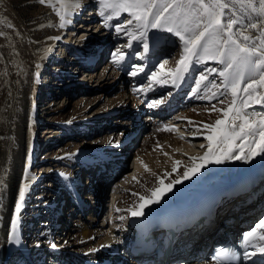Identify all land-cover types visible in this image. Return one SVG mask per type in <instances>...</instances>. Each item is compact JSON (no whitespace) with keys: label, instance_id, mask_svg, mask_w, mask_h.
Masks as SVG:
<instances>
[{"label":"bare ground","instance_id":"obj_1","mask_svg":"<svg viewBox=\"0 0 264 264\" xmlns=\"http://www.w3.org/2000/svg\"><path fill=\"white\" fill-rule=\"evenodd\" d=\"M215 2L216 0H210L209 4ZM219 2L229 5V7L222 10L223 15L221 19L225 17V23L229 19L226 15L227 11H231L232 17L233 14H235L234 18L241 22L233 26L232 33L239 35L241 30L244 29V35L254 38V40H248L246 43L251 46L253 42H255L256 45L259 46L260 39H264V14H261L259 11V0H251V3L256 7V11H253L252 8L247 6V0H244V3H237L234 2V0H219ZM86 4H80L79 8H72L70 10V12L74 10L76 13L73 12L74 14H72L73 22L68 23L69 29L75 27L73 23L77 21H75V19L78 15L85 12L88 7H91L89 2ZM88 4L90 6H88ZM111 14L118 15L112 10H105L103 16L106 17ZM109 21H113V18L111 17V19H108L107 23ZM250 23H256L258 27L255 29L250 28L248 26ZM69 32L71 33L65 40L66 44L70 41L72 42L74 38V36H72L74 31ZM233 38L236 37L234 36ZM65 43L62 44L66 45ZM46 44L51 48L56 45L57 42L55 39H48ZM101 46V44H97L95 47H99L100 49ZM31 48L33 50L34 46L32 45ZM94 51V54H92L91 51L87 53L89 56H84L83 61L86 63V67L90 65L93 56L97 54V50ZM181 54L180 60L187 57L185 64L181 65L179 60L176 69L164 71L165 76H168L164 83H172L174 91L176 92L174 93L176 96L174 97L175 100L172 102L173 105L171 106L170 104L169 106V102H167L163 108L154 105L150 107L152 113H156L158 116L164 117L169 113L170 115L171 113H175L173 119H175L176 122H165L162 126L156 125L155 122H153L154 127L152 133L144 138L140 148H138L135 154V171L125 175L112 186L111 207L109 206L110 210H108L106 215L108 218L102 221V233L100 235H95V231L92 229V225L97 216L96 211L93 210V214L88 222H79L75 225L77 227L76 229L69 228L70 231L67 233H64V231L61 234L57 222L55 224L53 221L50 227L42 229L41 234H38L39 238L32 249L28 247L26 242V234L29 232L23 231V226L27 225L25 218L26 214H28L27 204H29L32 198L31 188L35 186L34 193L43 189L41 187L43 181H40V177L44 172L41 171L40 175L37 177L35 173L31 171L32 167L36 164V168H38V166H41L39 163L42 165L45 163L44 160L38 161L37 154L39 152L36 151L42 148L41 143L36 138L37 129L41 125L42 117H39L37 111L33 108L34 98L32 99L28 90H22V92L18 84L11 86L13 108L8 121L9 124L3 136L0 138V181H3V183L0 184V264H11L10 261L15 251H21L20 254L25 256L24 264H31V257H29L31 252H39L38 254L41 257L45 254V251L40 250L39 247L41 244L38 242L45 240L46 244L49 243L55 233H59L58 238H61L60 235L63 234L71 237L73 235L72 232L76 233L75 236L73 235V240H75L74 245L78 248L77 251H75V254L71 255L65 251V246L63 247L61 242H59V244L54 243L56 247H51L50 252L55 258V264H117L121 261L120 254L122 253L128 259V262H123L122 264H158L157 259L152 254L140 252L138 255H135L133 253L134 248L141 249L138 245L140 244V237L144 233L148 218H155L158 215L173 213L179 207L190 203L197 202L204 208L212 204L214 206L210 209L212 212L209 211L211 216L202 227L204 233L198 235L197 238H188L190 240L189 242H194L193 246L196 245L197 249H201L203 246L207 248L209 242L213 239L215 240L220 235L219 229L216 228L214 230L216 224H218L219 228H223V230H226V228L232 229L236 228L233 222L238 219V216L244 218L243 222H249L251 220H256L261 215V211H263L261 206H264V201L261 200V196L264 192V154L252 156L250 159L226 158L220 164H215L210 161L202 162L201 158L208 152L209 141L206 139V136L209 134L217 136V139L212 142L213 152H216L220 147L218 134L210 133L205 125H213L216 120L223 118L224 123L220 125V128L224 131H228V125L235 111L243 108V111L246 113H264V99H261V97H264V87L254 86L255 92L248 101L249 106H243L242 100L245 99V93L242 90L238 96L234 97L230 88L227 90L225 89L223 82L216 87L209 85L207 83L208 80H203L205 84L202 85V82L198 83V86L195 87L191 93V98H195L197 101L210 102L211 105L195 106L194 102L188 105L182 104L180 97L183 96V92H186L188 88L189 72L197 65V58L198 56L201 58L203 51H198L193 55L192 53H185L183 50ZM129 60L130 58L126 56L125 62H129ZM178 68L180 71L177 73L176 70ZM210 70L209 72H211ZM214 72L216 73V71H213V73ZM256 75H258V73H252L250 76L249 71L245 70L241 89H243L244 84L247 83L250 78ZM120 76V74H116L114 77L120 85H123L124 81L119 78ZM100 77L101 79L105 77L104 81L108 79V75H106L105 71H103ZM208 79H210V77ZM222 79V81H224L223 77ZM94 80L95 75H91L89 81L93 82ZM105 84L100 85V88L105 90ZM249 92H253V89H249ZM122 93L125 97V92ZM226 95L229 96V98L221 103V96ZM233 100H235L233 113H229L227 118L223 117V111L211 110L212 105H215L217 109L227 110ZM131 103V99L126 97V100H122L113 106L117 107V109H122L120 112L124 117H136V121L134 122V124L136 123L135 126L129 128V123H126L123 125L124 128L120 133L104 140L105 143L103 145L106 144L107 149L116 147L114 151L108 153L103 147L97 148L95 146L93 150L90 151L87 150L88 148L74 149L73 154L64 156L65 162L68 163V165L74 166L76 169L74 171L58 170L55 171L56 175H53L57 179V184L62 188L64 187V191L66 190L71 194V199L80 212H86L87 202L90 200L96 201L99 199V201L96 202H101L100 197L103 192H101L102 190L100 191V187L106 181L108 177L107 174L114 170V166L118 164V160L125 158L124 153L127 150L126 144L130 143L131 136L136 133L137 128H134L138 126L142 114L138 100L137 102L134 100V103H132L134 105L133 109L130 108ZM175 103L176 106L174 105ZM255 120L258 124L260 117L256 116ZM89 121L88 118L83 117V119L80 120L78 117L76 120L72 119V121L64 123V125L75 128L79 126V129H85L89 127ZM236 123L239 124L240 121ZM177 129L192 133L193 135L190 136L193 138L191 139H194V142H200L202 149L205 150L203 151L204 154L201 153L202 155H200L196 154L197 152H193L197 147L192 148L190 141H180V136L175 132ZM248 143H252L251 137ZM239 146V140L233 142L232 147L234 151L231 155L235 156L239 152ZM244 148L245 154H247V145H244ZM29 152H31V163L26 164ZM113 160H117V164L116 161L114 162ZM194 163H203V166L199 168L190 179H183L184 171L193 167ZM26 166L28 173L27 178H25ZM83 168L88 170V192H86L85 188L79 183L81 181V175L83 174ZM91 171L92 173H90ZM161 180H163L164 191L160 196V202L158 204H153L151 203L150 197L153 189L160 187ZM177 180L182 182L175 183ZM169 184L172 185L171 190H168L167 186ZM22 185H27L25 200L20 213L19 226L15 234L10 238L11 221L15 214L14 208L18 199V192ZM97 188L98 192L96 193ZM241 189L246 190V194H242ZM119 191L122 193L120 197H118ZM251 194L255 195V197ZM140 197H144L145 200L148 201L142 209L140 205L143 201H141ZM250 198L254 200L250 201ZM42 199L43 195L37 198L34 203L36 205L39 203L38 207H43V203H40ZM58 199L52 202L51 205L53 206H48V204H46V206L50 208L56 206ZM217 201L218 204L214 205ZM133 211L137 213L142 211L143 215H133ZM57 214H59V211ZM220 219L221 221L223 220L221 223L219 222ZM261 219H264V215L261 216L258 221ZM106 221L107 226L105 227L103 225ZM28 227L31 226L29 225ZM107 227H109V229H107ZM212 229L214 231H211ZM198 233L199 231L196 235ZM63 240H66V237ZM66 244H68V241ZM68 246H71V243H69ZM187 247L190 251L192 250L191 244H188ZM47 250L49 251V248H47ZM58 250H61L60 254ZM256 254L257 253H255V255ZM196 255V251L181 252L179 254L177 253L176 257L182 261L192 259L189 264H211L205 260L194 257ZM255 255L250 259V264H254L253 259ZM115 256L117 257L114 258ZM256 259H254V261H264L262 258ZM171 263L179 264L175 262Z\"/></svg>","mask_w":264,"mask_h":264},{"label":"rangeland","instance_id":"obj_2","mask_svg":"<svg viewBox=\"0 0 264 264\" xmlns=\"http://www.w3.org/2000/svg\"><path fill=\"white\" fill-rule=\"evenodd\" d=\"M88 2L91 7L78 15L77 21L73 23L75 25L73 29H69L68 23L63 28L59 26L60 17L57 15V10L64 11L61 8L62 4L69 6L68 15L65 19L71 23L73 22L72 14L76 13L74 10L70 12L71 5L74 3L84 5ZM155 3L157 8H153V12L163 5L169 3L174 5L165 13L166 17H171L175 21L172 24L174 29L179 28L183 31V29L188 28L199 31L207 23L208 17L200 11L195 0H191V3L189 0H155ZM204 3L209 4L210 0H204ZM177 5L182 6L177 7ZM88 6L90 5L88 4ZM100 6L99 0H47L46 4H41L39 0H0V138L9 124L8 121L13 108L11 86L14 84H18L21 91L28 90L32 99L34 98L33 108L37 111L38 116L42 117L41 125L36 133V138L41 143L42 148L36 151L39 152L37 154L38 161L44 160L45 163L43 165L39 163L41 166L38 168H36V164L31 171L37 177L41 171L44 172L40 177V181H43L41 183L43 189L41 188L42 190L34 193L35 186L31 188L32 198L27 204L28 214L25 218L27 225L23 226V231L29 232L26 234V242L30 249L36 245L39 238L38 234H41L42 229L50 227L53 221L55 224L57 222L61 234L64 231L67 233L70 229H76L75 225L79 222H88L93 210L96 211L97 216L92 229L95 231V235H100L103 231L102 221L108 218L106 215L111 207L112 186L125 175L135 171V154L144 138L152 133L153 122L159 126L169 121L176 122L173 119L175 113H171V115L166 113L167 115L164 117L158 116V114L152 113L150 107L154 105L163 108L167 102H169V106L170 104L173 105L172 102L176 96L174 93L176 92L172 83H164L168 78L164 71L178 67L181 53L185 47L183 41L174 33L159 28H149L146 37L142 39L140 36L142 29L136 26V22L126 23L128 19H131L127 12L119 11L118 15L111 14L113 21L107 23L108 20L100 13ZM226 15L229 19L233 18L231 11H227ZM221 21L225 23V17ZM197 22L200 23V28H196ZM120 23H125V28L117 31L115 25ZM69 31H74L72 35L74 38L72 42L66 44L65 40L71 33ZM128 33H133L135 38L130 37ZM183 34L186 37L190 36L191 31ZM229 34H222L220 42H223ZM48 39H55L57 44L49 48L46 44ZM143 40L148 43L147 49L144 48ZM31 44L34 46L33 50ZM97 44L102 45L100 49L95 47ZM203 45L204 42L202 41V47ZM118 49L123 56L118 62H114L116 60L114 53H117ZM94 50H97V54L93 56L92 62L86 67V63L83 61L84 56H89L87 53L91 51L94 54ZM126 56L130 58L129 62H125ZM57 58H61V60H57ZM165 61L166 63H164ZM162 63L163 68L160 67ZM210 69L215 70L216 73L209 72ZM221 70H223V64L217 59L204 53L201 58L198 56L197 65L189 72L188 88L180 97L182 104L188 105L194 102L195 106L211 105L210 102L192 99L191 93L198 86V83L205 84L200 79L201 76H204V80H208L207 83L211 86L221 85L223 79L218 74ZM103 71L108 75L106 81H104L106 76L102 79L100 77ZM232 71H235V66ZM154 72L156 73L155 78L152 76ZM37 73H39L38 77ZM116 74L121 75L119 78L124 81L123 85H120L115 79ZM91 75H95L93 82L89 81ZM209 77L210 79H208ZM103 84H105V90L100 88V85ZM122 92H125V97ZM126 97H129L132 103L134 100L136 102L138 100L141 106V120L138 126L134 128H137L136 133L131 136V144H126L125 158L118 160V164L116 162L117 165L114 166V170L107 174L106 181L100 187V191L103 192L100 197L101 202H96L99 199L90 200L87 202L86 212H80L75 207L71 194L57 184V179L53 175H56L55 171L58 170L74 171L76 169L65 162L64 156L73 154L74 149L88 148L87 150L90 151L95 146L97 148L103 147L108 153L116 149V147L107 149L106 144L103 145L104 140L120 133L126 123H129V128L136 124H134L136 117H124L120 112L122 109L113 107L116 103L126 100ZM228 98L227 95L221 96V101ZM132 103L131 109L134 108ZM174 105L176 106V103ZM78 117L80 120L83 117L88 118L90 120L89 127L79 129V126L75 128L64 125V123L72 121V119L76 120ZM175 132L181 137H179L180 141H190L192 148L197 147L193 152L200 155L204 154L203 151L205 150L202 149L200 142H194V139H191L193 138L190 136L193 135L192 133L182 129H177ZM113 171H115L114 174L110 175ZM87 172L88 170L83 168L79 183L88 191ZM42 195L43 199L40 203H43V207H38L39 203L36 205L34 202ZM121 195L122 193L119 191L118 197ZM263 195L261 200L264 201ZM57 199L56 206L48 207L53 206L51 205L52 202ZM261 207L263 210L261 216H263L264 206ZM58 211L59 214H57ZM29 225L31 227H28ZM103 226H107V221ZM72 233L74 236L76 235L75 232ZM73 235L70 237L63 234L60 235L61 238H58L59 233H55L52 240L47 244L45 240H39L41 242H38L41 244L39 248L45 251V254L41 257L39 252H31L29 255L31 264H55V258L50 252L54 243L59 244L61 242V245L65 246L66 252L71 255L75 254L78 248L74 245ZM65 237L66 240H63ZM67 241L68 244L71 243V246L66 244ZM20 253L21 251H15L10 261L11 264H20L21 262L24 264L25 256ZM123 262H128V260Z\"/></svg>","mask_w":264,"mask_h":264},{"label":"snow or ice","instance_id":"obj_3","mask_svg":"<svg viewBox=\"0 0 264 264\" xmlns=\"http://www.w3.org/2000/svg\"><path fill=\"white\" fill-rule=\"evenodd\" d=\"M41 4H46L47 0H39ZM237 3H244V0H234ZM101 5V14L104 13L105 10H112L117 13L119 11L127 12L131 19L126 21L127 24H132L133 21L136 22V26L141 28L142 31L140 33L141 38L146 37L147 30L149 28L153 29H162L168 32L174 33L179 37L181 41H183L185 47V53H192L195 55L198 51H203L205 55L212 56L214 59H217L221 64L224 65L223 70H221L218 74L224 78V87L225 89H231L232 95L238 96L240 91L242 90L245 93V99L242 100L243 106H249L248 101L251 99L253 93L255 92L254 86L264 87V39H260L259 46L256 45L255 42L251 46H249L246 42L248 40H254L253 37L244 35V29L241 30L240 34L232 33L233 25L241 23L233 14V18L227 20L226 23H222L221 17L223 15V9L229 7L228 4L220 3L219 0H216L213 4H205L204 0H195L196 5L200 9V11L208 17L207 23L204 24L203 28L199 31L190 30L185 28L180 30L179 28L174 29L172 24L175 21L171 17H166L165 13L168 9L173 8L174 5L169 3L161 6L157 11L153 12V8H157L155 0H99ZM191 3V0H189ZM182 5H177V7ZM247 6L252 8L253 11H256V7L251 3V0H247ZM53 7H55L53 5ZM68 5L62 4L61 8L64 9L63 12L57 10V15L60 17V27L63 28L66 23H69V20H66L65 17L68 15ZM79 3H74L71 5V8H79ZM259 11L261 14H264V0H259ZM106 20L111 19V15L105 17ZM183 22V21H182ZM108 26L107 24L105 25ZM250 28H257L258 25L256 23H250L248 25ZM116 30L120 31L125 28V23H120L115 25ZM196 28H200V23H196ZM191 31L190 36H185L183 33ZM225 33H231L227 35V38L220 42V36ZM128 35L132 38H135L133 33H128ZM236 38H233V37ZM207 37V39H206ZM204 42L203 47H201V42ZM144 48H148V43L146 40H143ZM130 46V45H126ZM116 60L114 62H118L120 58H122L123 54L119 53V49L117 53H114ZM185 59L180 60V64H185ZM166 63V61L164 62ZM163 63L160 65L163 68ZM235 66V71L233 72V68ZM39 68V65H37ZM248 70L250 76L252 73H258V75L250 78L247 83L244 84L243 89H241V83L244 80V71ZM177 73L180 71L178 68ZM215 71V70H210ZM134 74V73H133ZM39 73H37V77ZM153 78H155L156 73H152ZM201 80H204L205 77L201 76ZM249 89H253V92H249ZM264 99V97H261ZM223 101H221L222 103ZM259 102V101H257ZM235 104V100L229 105L227 110L217 109L215 105H212V111H223V117L227 118L229 113H233V105ZM259 116L260 121L257 124L255 117ZM240 121L239 124L236 122ZM224 123V119H218L214 122L213 125H205L207 129H209L210 133H217L219 136L220 147L216 152L212 150V142L217 139V136L209 134L206 136V139L209 141L208 152L205 153V156L202 159V162H212L215 164H220L224 159H250L252 156L258 154H264V113H246L243 111V108L237 110L233 113V117L228 125V131H224L220 128V125ZM251 137L252 143L249 144V138ZM240 141L239 152L233 156L231 153L234 151L232 144L234 141ZM111 142V141H110ZM244 145H247V154H245ZM31 163V152H29L26 164ZM179 163V162H178ZM203 166L201 164H195L191 168H188L183 173V179H190L192 175L196 173V171ZM27 166L25 168V178H27ZM182 181L177 180L175 183H181ZM3 181H0L2 184ZM27 185H22L18 192V199L14 208V217L11 221V232L10 238L15 234L19 222H20V213L22 210V205L25 200V192ZM168 190H171L172 185L169 184ZM164 191L163 180L160 181V187L153 189L152 195L150 197L151 203L158 204L160 202V196ZM141 203L140 208L142 209L147 200L144 197H140ZM143 215V212L137 213L133 211V215ZM264 229V219H261L254 227V229L247 233V236H253L255 234V230ZM260 240H264V233H261L259 236ZM16 242V241H13ZM52 247L55 248L56 245L52 244ZM260 253L264 254V245H261L259 248ZM252 255H255L254 252L245 251L244 257L249 258ZM238 254L232 253L231 259H238ZM217 264H220L218 261Z\"/></svg>","mask_w":264,"mask_h":264}]
</instances>
